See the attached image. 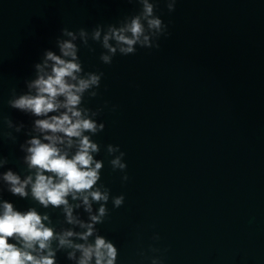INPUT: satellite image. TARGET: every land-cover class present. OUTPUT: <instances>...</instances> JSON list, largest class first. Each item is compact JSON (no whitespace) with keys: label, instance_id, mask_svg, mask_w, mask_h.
I'll return each instance as SVG.
<instances>
[{"label":"water","instance_id":"1","mask_svg":"<svg viewBox=\"0 0 264 264\" xmlns=\"http://www.w3.org/2000/svg\"><path fill=\"white\" fill-rule=\"evenodd\" d=\"M138 8L128 0H0V128L3 116L29 122L7 100L61 28L91 31ZM158 14L170 22L159 49L105 65L98 44L90 41L95 52L80 47L84 69L104 72L87 106H117L100 114L106 126L93 137L102 182L126 197L119 209L109 202L97 227L117 246L118 264H150L139 255H153L149 245L167 250L165 264H264V0H177L172 13L161 0ZM23 139L0 137V155L17 170ZM109 143L126 153V183L108 164ZM58 261L70 264L63 253Z\"/></svg>","mask_w":264,"mask_h":264},{"label":"clouds","instance_id":"2","mask_svg":"<svg viewBox=\"0 0 264 264\" xmlns=\"http://www.w3.org/2000/svg\"><path fill=\"white\" fill-rule=\"evenodd\" d=\"M128 2L137 4L138 11L116 23L97 24L91 31L61 28L54 46L45 48L33 64L24 89H11L8 106L29 122L2 117L0 137L12 143L20 134L24 139L18 145L19 170L0 155V264H59L60 253L70 264H118L117 246L97 225L109 216V202L119 209L126 197L113 195L102 182L104 160L97 158L101 146L93 139L106 126L100 114L105 108L116 111L117 106L108 101L96 109L87 106L86 97L100 95L104 72L86 71L79 52L81 46L95 52L91 41L103 49L100 61L111 65L117 54L160 48L161 38L170 35V22L158 14L161 0ZM163 2L168 13L175 11L177 0ZM105 152L112 171H119L126 183V153L111 143ZM4 193L26 199L30 206L19 209ZM53 211L61 218L54 221ZM151 239L159 241V233ZM165 251L149 245L153 255H139L150 264H165Z\"/></svg>","mask_w":264,"mask_h":264}]
</instances>
